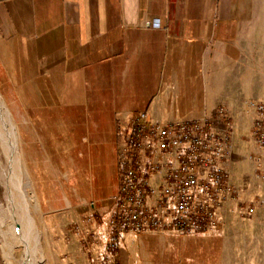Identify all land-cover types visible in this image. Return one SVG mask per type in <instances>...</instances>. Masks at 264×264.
<instances>
[{
    "label": "crops",
    "instance_id": "0c3cea01",
    "mask_svg": "<svg viewBox=\"0 0 264 264\" xmlns=\"http://www.w3.org/2000/svg\"><path fill=\"white\" fill-rule=\"evenodd\" d=\"M242 65L264 70V0H0V96L49 226L82 236L98 221L109 239L139 115L223 134L210 84ZM138 153L141 180L162 188L174 155ZM219 167L238 199L219 210L218 227L125 234L117 264H264V231L260 250L256 234L245 253L228 252L224 229L241 192L234 158Z\"/></svg>",
    "mask_w": 264,
    "mask_h": 264
},
{
    "label": "built area",
    "instance_id": "2783aa9c",
    "mask_svg": "<svg viewBox=\"0 0 264 264\" xmlns=\"http://www.w3.org/2000/svg\"><path fill=\"white\" fill-rule=\"evenodd\" d=\"M245 109L253 117L255 147L262 150L264 101H246ZM218 117L224 123L223 134L216 127L186 123L167 125L151 122L148 112L139 115L129 150L123 158L117 210L108 239L110 252L118 251L125 234L202 233L220 225L219 210L227 202L238 199V191L229 171L219 167L222 161L231 160L235 154V134L234 130H229L230 126L227 128L230 123L227 122L225 108L218 111ZM148 138L152 141L144 145ZM140 149L149 156L159 152L174 155L176 164L168 170L162 188L141 180L143 162L138 153ZM258 161L261 160L258 158ZM159 169L158 164L152 166L153 171ZM156 196L158 203L155 208L147 206L149 197Z\"/></svg>",
    "mask_w": 264,
    "mask_h": 264
},
{
    "label": "rangeland",
    "instance_id": "374dc122",
    "mask_svg": "<svg viewBox=\"0 0 264 264\" xmlns=\"http://www.w3.org/2000/svg\"><path fill=\"white\" fill-rule=\"evenodd\" d=\"M247 76H253V83L246 82ZM262 81H264V70L261 68L247 69L242 65L229 72L223 78L221 86L213 82L210 84V90L216 97V119L222 122L218 117V111L225 108L227 110V122L230 123L227 128L230 126V131H239L233 138L235 146L233 158L236 168L234 182L241 192V199L235 206V212L227 225V229H224L227 234L229 253H245L248 239H253V235L256 236V234L260 237L259 240L254 238V242H258L259 250L261 248V234L264 231L261 225V222H264V179H262L264 176V149L258 150L255 147L252 135L253 117L245 109V102L249 100L264 101V83ZM13 119L20 136V152L22 151L24 154L19 126L14 117ZM258 158L261 160L260 162ZM23 160L24 169L28 173L25 156H23ZM23 176L22 183L25 185L28 180ZM29 181L32 190H28L27 193L28 197L35 195V199L30 202V205L32 217L41 234L42 250L46 258L45 264H117V251H109L108 237L103 231L101 222L93 221L91 224L88 222L82 236H76L72 226L67 225L66 228L63 227L58 230L51 228L39 210L38 198L30 175ZM9 196L7 187L0 180V226L2 225L4 230L10 227L12 221L11 196ZM61 237L63 239H60ZM256 249L254 246V251ZM227 263L231 264V261L228 260ZM0 264H8L1 229Z\"/></svg>",
    "mask_w": 264,
    "mask_h": 264
},
{
    "label": "bare ground",
    "instance_id": "6f19581e",
    "mask_svg": "<svg viewBox=\"0 0 264 264\" xmlns=\"http://www.w3.org/2000/svg\"><path fill=\"white\" fill-rule=\"evenodd\" d=\"M22 175L28 180L25 185L22 183ZM0 180L7 187L11 196L12 221L10 227L4 230L3 226H0L7 263L45 264L46 258L42 250L41 234L32 217L30 205V202L35 199V195L28 197L27 191H31L32 186L24 169L16 123L1 96Z\"/></svg>",
    "mask_w": 264,
    "mask_h": 264
}]
</instances>
